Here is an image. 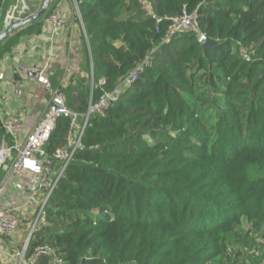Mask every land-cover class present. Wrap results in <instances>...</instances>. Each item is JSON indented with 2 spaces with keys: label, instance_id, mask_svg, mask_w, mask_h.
<instances>
[{
  "label": "trees",
  "instance_id": "16d2710c",
  "mask_svg": "<svg viewBox=\"0 0 264 264\" xmlns=\"http://www.w3.org/2000/svg\"><path fill=\"white\" fill-rule=\"evenodd\" d=\"M60 1L0 42V62L46 31ZM76 1L94 86L82 78L64 92L82 118L152 60L105 116L90 117L29 257L48 245L54 255L36 264H210L245 243L257 253L251 264H264V248L236 231L246 219L264 232V0H148L153 16L137 0ZM19 6L0 0V34ZM184 11L198 12L201 34L219 47L204 49L194 32L164 41L169 18ZM199 72L208 88H197ZM69 132L70 120L59 119L49 154ZM5 174L1 167L0 181Z\"/></svg>",
  "mask_w": 264,
  "mask_h": 264
},
{
  "label": "built area",
  "instance_id": "2783aa9c",
  "mask_svg": "<svg viewBox=\"0 0 264 264\" xmlns=\"http://www.w3.org/2000/svg\"><path fill=\"white\" fill-rule=\"evenodd\" d=\"M141 9L148 16H153L154 5L148 0H137ZM76 9L78 4L73 0ZM79 13V10H78ZM80 15V13H79ZM81 17V16H80ZM67 19L61 10H56L50 15L48 24L52 35L59 34L66 25ZM169 28L164 41L169 42L173 37L181 33L194 32L200 35V41L205 37L200 32L198 12L189 13L184 11L182 15L169 18ZM52 57H49V59ZM151 57L139 65L135 71L117 88L111 92H104L96 101H91L86 115L82 116L68 106L67 96L64 90L66 83L54 86L47 76V66L33 64L31 68L24 69V73L31 79L36 80L42 86L48 96L46 111L34 129L26 137L25 124L22 119L7 114L0 116V132L10 137L11 144L3 140L0 144V167H4L10 175H19L23 172H31L39 176L36 189L31 194L28 205L25 207L0 210V264H36L43 257H51L54 250L48 245L35 248L29 257L30 242L42 226L47 223V205L55 192L58 183L76 151L81 146L82 138L90 117L94 114L105 116L113 103L118 101L127 87L135 83L145 66L151 65ZM4 72L0 71V82L5 81ZM106 81H99V86L104 87ZM61 118L70 120V132L67 144L49 154L47 147L55 131L57 122ZM2 189H0V196ZM32 206L33 209H29ZM32 210V222L30 232L26 237L23 248L11 254L5 249L8 240H16L21 225L23 214ZM56 264H63L58 260Z\"/></svg>",
  "mask_w": 264,
  "mask_h": 264
},
{
  "label": "crops",
  "instance_id": "0c3cea01",
  "mask_svg": "<svg viewBox=\"0 0 264 264\" xmlns=\"http://www.w3.org/2000/svg\"><path fill=\"white\" fill-rule=\"evenodd\" d=\"M58 7L67 19L59 34L53 36L46 21V31L38 36L23 38L13 52L0 62V71L4 72L6 77L5 81L0 82V116L12 114L22 119L25 124V137L43 117L48 96L39 82L24 73V69L31 68L37 63L47 66L46 74L54 86H60L63 82L69 86L82 78L85 80L89 78L91 87L94 86L92 61L91 75L85 71L90 47L78 9L73 0H61L56 8ZM2 169L6 174L0 181L2 189L0 210L27 206L31 194L37 187L39 176L31 172L12 176L4 167ZM28 207L33 209L32 206ZM31 222L32 210L23 214V223L16 240H8L5 244L8 252L13 254L23 248Z\"/></svg>",
  "mask_w": 264,
  "mask_h": 264
},
{
  "label": "rangeland",
  "instance_id": "374dc122",
  "mask_svg": "<svg viewBox=\"0 0 264 264\" xmlns=\"http://www.w3.org/2000/svg\"><path fill=\"white\" fill-rule=\"evenodd\" d=\"M24 1L25 3L23 4V6H25V12L22 18L25 17L27 14L36 13L39 10H41L45 2V0H24ZM20 12L21 9L16 8L14 10L15 15L12 16V18L18 17ZM137 12L138 11L135 10L133 14ZM195 81L197 84V88H208L209 86L208 77L204 72H199L195 77ZM236 231L239 233L242 240H244L247 236H249L250 238L255 240L257 246L264 248V232L258 233L254 229L253 224L247 222L246 219H242L241 224L236 227ZM254 254L257 255L255 249L249 248L245 243H240L234 246H225L222 248L220 256L214 259L210 264H251L252 262L251 258L254 256Z\"/></svg>",
  "mask_w": 264,
  "mask_h": 264
},
{
  "label": "water",
  "instance_id": "95a60500",
  "mask_svg": "<svg viewBox=\"0 0 264 264\" xmlns=\"http://www.w3.org/2000/svg\"><path fill=\"white\" fill-rule=\"evenodd\" d=\"M52 0H45L41 10H39L36 13H30L27 14L25 17L22 18L24 12H25V6H23V4L25 3L24 0H19V4L21 6L17 7L21 9V12L19 14L18 17L16 18H12V16H14V10L16 9H11L9 12V19L6 22L3 32L0 34V42L6 38L7 36H9L10 34H12L13 32L20 30L21 28H23L24 26H26L27 24L41 18L42 16H44L51 4ZM202 45L204 46V49H214L219 47V43L215 42L213 40H210L206 37H204L201 41Z\"/></svg>",
  "mask_w": 264,
  "mask_h": 264
}]
</instances>
